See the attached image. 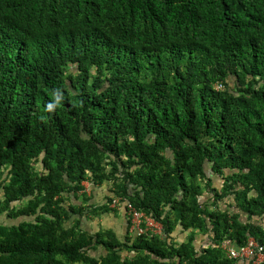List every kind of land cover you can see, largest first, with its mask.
<instances>
[{"label":"trees","instance_id":"trees-1","mask_svg":"<svg viewBox=\"0 0 264 264\" xmlns=\"http://www.w3.org/2000/svg\"><path fill=\"white\" fill-rule=\"evenodd\" d=\"M129 204L161 234L100 222ZM251 239L264 0H0V264H254Z\"/></svg>","mask_w":264,"mask_h":264},{"label":"built area","instance_id":"built-area-1","mask_svg":"<svg viewBox=\"0 0 264 264\" xmlns=\"http://www.w3.org/2000/svg\"><path fill=\"white\" fill-rule=\"evenodd\" d=\"M126 203L128 204L129 202L126 201ZM118 204L119 199L114 201L115 207H119ZM128 210L130 211L129 215L132 218V227L134 228V231L138 236L147 235L149 231H152L154 233H157L159 231V227L152 218H149L144 214L138 212L130 204ZM254 256L256 257L254 264H261L264 262V247L260 246V244L253 239H251L247 248H244L241 251L230 252L231 259H237L240 257L250 259Z\"/></svg>","mask_w":264,"mask_h":264},{"label":"crops","instance_id":"crops-1","mask_svg":"<svg viewBox=\"0 0 264 264\" xmlns=\"http://www.w3.org/2000/svg\"><path fill=\"white\" fill-rule=\"evenodd\" d=\"M85 188L88 189V190H90L89 183H86L85 184ZM101 191L102 192H105L103 190H101ZM87 194H89L88 196H91L94 199V204H99L105 198L104 197L105 195H102V194H100L98 192H96L95 195H94V193H92L91 190ZM92 221L93 222L89 221V223L86 222V226L87 227H90L91 229L96 228L94 226V224L97 223L96 221H98V220H92ZM105 221L104 220H100V222L103 224V226L104 227H107V229H114L117 232V235L119 236V238L122 239V240L125 239V237H126L125 235H127V234L130 237H133L134 235L136 236V233L134 231V228L132 227V224L130 226L129 223L127 222V220L125 218L124 212H120L119 217L116 216V215H114V214H109V217L105 218ZM156 224L159 227V231L157 232V234H161V232H162V225H160L158 223H156Z\"/></svg>","mask_w":264,"mask_h":264},{"label":"clouds","instance_id":"clouds-1","mask_svg":"<svg viewBox=\"0 0 264 264\" xmlns=\"http://www.w3.org/2000/svg\"><path fill=\"white\" fill-rule=\"evenodd\" d=\"M216 89H217V90H220V89H221V84H217V85H216ZM49 107L51 108V105H49Z\"/></svg>","mask_w":264,"mask_h":264},{"label":"rangeland","instance_id":"rangeland-1","mask_svg":"<svg viewBox=\"0 0 264 264\" xmlns=\"http://www.w3.org/2000/svg\"><path fill=\"white\" fill-rule=\"evenodd\" d=\"M35 165V164H34ZM222 207L225 209L226 207H225V205H222Z\"/></svg>","mask_w":264,"mask_h":264}]
</instances>
